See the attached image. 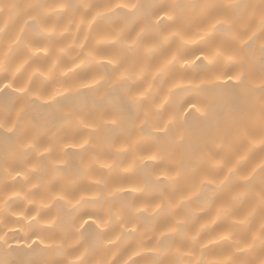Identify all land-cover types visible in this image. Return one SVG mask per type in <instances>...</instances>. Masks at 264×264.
<instances>
[{
    "label": "snow or ice",
    "instance_id": "snow-or-ice-1",
    "mask_svg": "<svg viewBox=\"0 0 264 264\" xmlns=\"http://www.w3.org/2000/svg\"><path fill=\"white\" fill-rule=\"evenodd\" d=\"M69 10L75 34L65 37L69 27L61 31L51 21ZM101 19L109 25L101 26ZM30 37L71 38L72 47L58 46L50 67L16 83L23 68L16 58L36 48L49 55ZM0 38L8 49L0 55V92L15 84L25 98L47 97L43 106L52 109L34 117L31 128L24 127L23 108L0 114V264H264V0H156L146 6L132 0H0ZM135 53L140 55H129ZM178 66L180 73L173 71ZM191 66L206 70L202 82L229 89L182 103L179 114L200 113L195 134L187 121L178 123L171 107L178 92L189 90L183 80ZM86 68L104 71L90 80L85 74L79 87L66 79ZM165 78L171 87L162 93L156 83ZM81 89L98 95L83 99ZM72 122L75 143L42 142L45 123ZM101 132L116 156L128 158L124 170L132 177L124 184L95 179L78 191L97 165L113 167L92 151L97 145L90 141ZM112 133L123 135L119 147ZM77 146L88 155L70 160L67 149ZM241 161L254 166L242 167ZM138 169L144 173L139 182ZM16 185L28 190L22 195ZM230 185L238 187L226 193ZM249 197L258 214L256 207L247 214L237 210ZM22 200L33 207L18 214L14 205ZM89 205L94 210L88 211ZM53 208L54 216H41V210ZM89 220L95 227L85 240L82 229ZM22 229L30 251H10L9 232ZM209 229L218 237L212 243L224 244L212 257L202 236ZM37 243L42 247L33 249Z\"/></svg>",
    "mask_w": 264,
    "mask_h": 264
},
{
    "label": "bare ground",
    "instance_id": "bare-ground-1",
    "mask_svg": "<svg viewBox=\"0 0 264 264\" xmlns=\"http://www.w3.org/2000/svg\"><path fill=\"white\" fill-rule=\"evenodd\" d=\"M4 2H8V0H4ZM49 3H58L63 2L67 4H73L79 2V0H48ZM91 3H97L99 0H89ZM133 3L139 2L142 5H149L151 3L156 2V0H132ZM212 3L216 4H226L229 2V0H210ZM73 11L69 10L65 17L56 20L53 19L51 21L52 25H55V27L59 28L61 31H63L64 27H69V31L64 33L65 37H70L71 35L75 34L74 26L71 25L70 17H72ZM7 19V18H5ZM78 23V21H77ZM98 23L101 26L107 27L109 25L108 21L105 20H99ZM95 29V25H94ZM91 35H95V31ZM30 39L33 40V43L36 45H44L46 50L49 52V55H45L44 51H40L39 48L34 49L33 52H27L25 53L24 57L16 58L14 60V63L19 66V64H23V68L21 71L17 74V81L16 83H24L27 79V77L31 76L33 71H36L39 69V71H44L47 67L51 66V63L53 62L51 60V56H54L57 52L58 46L63 47H72V39L69 38L65 40L63 37H57L56 39L49 41L43 37H35ZM221 39L227 41V37H221ZM203 46V45H201ZM8 51L7 44L5 43V40L3 38H0V55H3L4 52ZM76 51H79L77 48ZM72 55H75V52L72 53ZM129 55H135L139 56V53L135 54H129ZM27 56L33 57L27 64H24V58ZM63 57V54H61ZM69 59H62V63H68ZM61 65L58 64V67ZM74 67V65H73ZM64 71H67L66 68H64ZM97 71H104L102 69H76L75 73H69L67 76V80L76 82V86L79 87V83L83 76L85 74L88 75L89 80L91 79V75L94 74ZM174 72L180 73L182 72V69L178 66L176 69L173 70ZM256 71H259V65H256ZM39 73L37 72V76L32 77L33 80H36L38 78ZM207 76L206 70L201 66H191L187 72V79L183 80V86L188 91H182L178 92L173 98H172V105L171 107L175 108L178 113V123L182 124L183 122L187 121L190 125L193 126L194 134L196 132V128L199 124L200 119V113L196 111H189L188 109L184 110V114H179V108L182 106V103L186 100H194V101H204L210 97H214L217 93H228L229 89L223 88L218 89L213 85L211 82H202ZM0 79H3V75L0 74ZM7 82V81H5ZM199 86V87H197ZM171 87L170 79L165 78L163 80H159L156 83V88L160 89L162 93L167 92V89ZM15 84L13 88H7L3 92H0V114L3 113H11L15 114L20 111L21 108L25 110V118H24V127L31 128V121L34 117L40 116L42 113L46 111H52L51 108H45L43 105L45 103V100L47 97H42L40 100H35V95H33L31 98H25L21 93H18L14 90ZM85 93V96L83 99H91L93 97H96L98 95L97 91H89L86 89H81ZM103 89L99 90V94H103ZM75 93V89H73V94ZM62 99V98H60ZM35 102L33 103L32 101ZM65 103H71V101H65ZM197 107H201V105L198 103ZM71 110V109H66ZM82 131H91V128L87 130ZM108 135L104 132L100 133L99 138L93 137V139L90 141L94 145H97L93 148V152L97 154V156L101 159L102 162L104 160H107V163L113 164V167L111 171L107 168H102L99 165H97L93 170L92 173L87 180H82L80 182V185H78L77 190H82L83 188H86L88 185L92 184V182L95 179H106L110 183H120L124 184L126 183V179L129 177H132V173L126 172L124 169L128 166V158L124 155L116 156L114 154V149L112 147H109L105 141L104 137ZM111 139L112 143L115 144L117 147L121 145V142L123 140V135L120 133H112ZM40 138L42 142L48 143L51 142L53 144L60 145L61 147H66L62 142L68 141L70 143H75V141L79 138L77 133V127L75 125V122H72L70 124H64V125H56V124H47L45 123L43 126V130L41 132ZM2 136H0V157L3 156L4 152V146L2 143ZM67 151L71 153L69 159L70 160H78L82 155L87 156L88 154H84L81 152L79 147L74 148H68ZM115 161V163H113ZM150 163V162H149ZM254 166L252 165L251 161H241L242 167H248V166ZM31 167V165H29ZM143 171L137 170L135 175V180L137 182L142 181L143 179ZM18 179H23V173L21 176L18 177ZM11 183V181H9ZM16 187L21 191V194L25 191H27V188L22 187L21 185H16ZM28 187H31L29 185ZM238 187L237 185H230L228 189H226V193H231L234 188ZM32 191H35V189H32ZM139 196V193L135 194ZM129 198V194H125V199ZM75 203V201H73ZM14 207L17 209L18 214L20 212H23L25 208L31 210L33 205L24 202L23 200L14 205ZM196 206L193 205V208ZM254 207H256L255 201L249 197L244 200H242L237 205V210L240 213L247 214L250 210H252ZM88 211L94 210V206L89 205L87 207ZM257 214L259 213V208L256 207ZM54 216L55 215V209H43L41 210V216ZM201 217H205L207 214L201 212L199 214ZM9 221H12L15 219V217H8ZM61 223H63V216L61 217ZM219 224L220 221H217ZM17 227H20V225H16ZM94 225L92 224L91 220H89L88 224L83 225V229L85 232L84 239L87 240L89 233L94 229ZM216 226L213 225L212 228H215ZM27 229H22L19 232H9L8 234V240L9 244L11 245L10 251H30L27 249V243H30L31 241L28 240V237L25 235V232ZM32 239H36L35 233H32ZM45 237H47L48 233H42ZM76 235V239H79L78 234ZM149 235L155 236L158 235V233L155 232H149ZM204 243L208 245L204 251L210 256H214L215 254H218L222 248L224 247V244L218 243L213 244V240H217L218 237L216 235V232H214L212 229H209L206 234H202ZM70 243H75V240H73L71 237L68 238ZM46 242L47 239H46ZM152 241L146 240V243H151ZM53 246H55V242H53ZM42 247L39 243L33 245V249H39ZM75 248H70L69 251H75ZM143 251V250H142ZM257 249V253H258ZM128 253H131V245H129ZM127 258V257H125ZM139 259V257H137Z\"/></svg>",
    "mask_w": 264,
    "mask_h": 264
}]
</instances>
